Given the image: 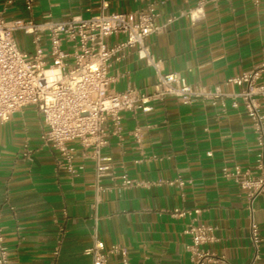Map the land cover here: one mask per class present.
Instances as JSON below:
<instances>
[{
  "label": "crops",
  "instance_id": "crops-1",
  "mask_svg": "<svg viewBox=\"0 0 264 264\" xmlns=\"http://www.w3.org/2000/svg\"><path fill=\"white\" fill-rule=\"evenodd\" d=\"M0 0V17L56 21L100 11L133 12L153 3L163 31L146 38L163 72L190 84L238 92L228 82L264 58V0ZM31 52V35L17 33ZM123 38L110 35L106 44ZM109 89H149L152 67L127 50L108 69ZM226 98L187 102L167 97L152 110L121 113L116 130L106 122L108 143L100 156L113 172L95 186L92 150L70 142L72 170L58 151L44 144L46 127L33 105L0 123V229L11 264H91L84 250L96 227L104 247L117 248L109 264H264V194L251 203L231 173L256 172L262 150L241 103ZM264 116V106L261 109ZM138 129V137L133 132ZM132 180L122 185V176ZM186 212L177 214L174 210ZM195 210H198L196 212ZM211 228L209 243L188 248L189 225Z\"/></svg>",
  "mask_w": 264,
  "mask_h": 264
},
{
  "label": "built area",
  "instance_id": "built-area-1",
  "mask_svg": "<svg viewBox=\"0 0 264 264\" xmlns=\"http://www.w3.org/2000/svg\"><path fill=\"white\" fill-rule=\"evenodd\" d=\"M31 0L26 1L29 9ZM158 12L153 3L133 12L100 11L87 18L71 16L56 21L34 22L30 19H4L0 17V123L27 105H33L41 114L45 131L41 136L44 144L52 145L72 170L70 142L92 150L95 160V186L104 176L113 172L104 163L108 158L100 156V150L108 143L106 122L117 130L121 113L125 111L147 112L152 104L167 97L189 104L210 101L232 100L231 106L241 103L262 150L256 164V172L236 167L231 176L237 186L246 192L251 205L264 194V58L262 62L239 77L228 82H244L246 87L238 92H227L218 86L208 88L202 84H190L176 72H163L161 61L154 58L146 38L158 34L169 23L157 24ZM31 35L33 50L19 47L16 34ZM110 35L123 38L106 44ZM127 50H133L138 59L153 68L155 81L149 89L133 87L122 91L110 90L111 77L108 69L113 60H119ZM138 137V129L134 132ZM132 180L122 176V185ZM198 212V210H195ZM183 215L186 212L174 210ZM190 235L194 248L212 241L211 228L189 225L185 230ZM91 245L84 253L91 257V264H109L108 257L117 248L106 249L97 237L96 227ZM251 239L255 247L253 261L257 258L258 232L251 225ZM209 259L206 251H195L192 264H204ZM0 264H11L9 251L0 229ZM121 264H128L125 259Z\"/></svg>",
  "mask_w": 264,
  "mask_h": 264
}]
</instances>
